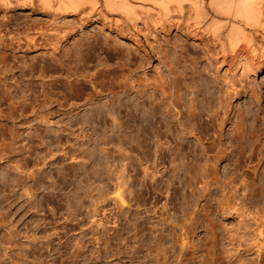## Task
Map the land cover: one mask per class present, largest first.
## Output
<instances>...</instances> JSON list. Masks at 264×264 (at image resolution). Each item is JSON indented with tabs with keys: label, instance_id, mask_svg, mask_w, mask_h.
<instances>
[{
	"label": "rangeland",
	"instance_id": "obj_1",
	"mask_svg": "<svg viewBox=\"0 0 264 264\" xmlns=\"http://www.w3.org/2000/svg\"><path fill=\"white\" fill-rule=\"evenodd\" d=\"M9 1L12 9L0 8V264H264V58L243 43L224 57L186 3L182 15L172 5L165 17L137 9L134 27L87 3L61 13ZM176 73L188 92L174 93L171 131L153 117L157 137L145 156L139 92L149 106L143 84ZM196 75L212 84L207 97L194 92ZM190 97L198 120L181 132ZM18 102L28 105L21 117ZM239 124L258 137L236 141ZM159 236L166 263L149 248Z\"/></svg>",
	"mask_w": 264,
	"mask_h": 264
},
{
	"label": "bare ground",
	"instance_id": "obj_2",
	"mask_svg": "<svg viewBox=\"0 0 264 264\" xmlns=\"http://www.w3.org/2000/svg\"><path fill=\"white\" fill-rule=\"evenodd\" d=\"M14 1L17 4L19 3L18 5H20L22 8H24L25 6H29L30 3H31V0H14ZM39 2H40V4H39L40 9L54 8L57 12H61V13L62 12L63 13H66V12H74V11H77V8L79 7V5H82V3H85V4L87 3V4H90V7H91V9L93 11H97L98 13H101V16H102V18L104 20H106L108 22H111V23L115 24L116 26H118L117 25L118 23L119 24H121V23L124 24L126 22H130L131 25H133L134 27H136L135 21L138 20V15H137L138 13H136V10L137 9H138V11L139 10H143L146 13L148 11L153 10L154 12H156L155 15L165 17V16H167L169 14V12H170V5H172V7L174 8V11L176 13L182 15L183 10H184L183 3H186V5L188 6V8L190 10V14H189L188 18L189 17L191 18V20L193 21V24L195 25L196 29H198V31L205 32L206 34H209L208 35L209 39L211 41H213L214 44L216 43L217 44L216 46L219 47V52H221L222 54H224L225 51L228 50L231 54L234 55V54L237 53L236 50H237L238 44L239 43H243L244 46H246L248 48V50L251 52V54H253L252 56H254V57L256 56L257 59H263L264 58V44H262L260 42H257V40H256V38H258V37L260 39H263L264 40V0H39ZM0 8L1 9H4V11L5 10L6 11L7 10H10V9H12V3L9 0H0ZM96 33H98V32H96ZM256 36H258V37H256ZM136 37H137V34H136ZM19 40L20 39L16 40L17 44H20V41L21 40L20 41ZM95 40H93V41L95 42ZM103 40L104 41H102V43L103 42L105 44L108 43L107 42V38H105ZM133 40H135L134 42L137 43V45H138V43L140 44V42H138V39L137 38L136 39H133ZM117 41H118V39L116 40V42ZM96 42H97V44H96ZM96 42H95V44H93V46L94 45H98V44L100 46L101 43H100L99 39H97ZM113 42H115V41L113 40ZM111 46L114 47L113 44ZM242 46L243 45H241V47ZM77 49H79V48H77ZM125 49H128V47H126ZM130 49H132V48H130ZM130 49H129V51H130ZM114 50H116V48ZM133 50H136V49H133ZM79 51H81V50H79ZM129 51H126V52H129ZM134 52H136V51H134ZM86 53L89 54V51H87ZM83 54L80 53L81 57H78V60H82V61L89 60V57L87 58V56H84ZM77 55H79V54H77ZM127 55H130V54L127 53ZM216 55H218V54H216ZM143 57L144 56L140 57V64H141V60H143V61L146 60ZM224 57H225V54H224ZM75 60H77V59H75ZM170 70H171V68H170ZM171 72H173V71H171ZM180 74L179 73L178 74L177 73L175 74L176 77L178 76L177 79H176V77H174L172 79H168V78L165 77L164 79H162V81L160 80L161 82H158V81H156V79H154V84L153 83L152 84H147V85L146 84H143V86H146V87L149 85L148 87L151 89L148 92L149 95L147 96L148 98H151L152 99V101L149 103V106H146L144 104L143 99H142L143 96H145L146 93H147L146 90L144 91V90L141 89L142 92H139V98H141V100H142V102L139 103V110H140V116H139V149H141L142 153L145 156L147 155L146 152L149 151V149L151 147V141L150 140L153 139L154 137H157L156 130H155L156 123L157 122H155V120H153V117L156 115V113H159L162 116V120L165 122V126L168 127V130L169 131H171V128H170L169 124H170V122H172L173 116H175V114H173L171 112V110H173V107L176 109V103H174L175 101H172V98L175 99V97H177V100L179 99L178 96H175L174 97V95L177 94V91L180 89L181 86H182L181 88H183V85L186 87V90H184L185 88H183V90L185 91L184 93L188 92L187 91V87H189V83H187L185 81L186 74L185 73L182 74V76H184L183 78L180 77ZM195 78H197V81L193 82L194 83V88H195V91L194 92L198 93L201 90V91H203V94L206 97L208 95H210L211 94V91L213 89L212 86H210V85H212L210 83V81L209 80H206V79L205 80L199 79V77L197 75H196V77H194V79ZM214 78L215 77H213V80H211V82L213 81V84L216 82ZM160 84H165L167 86V90L163 86H159ZM124 85L122 83L121 84L119 83L118 84V87H121V86L123 87ZM140 85L141 84H139V86ZM194 88H192V89H194ZM230 88H232V87H230ZM155 90H158V92H160V93H158L159 96L163 97V99H164V102L163 103L162 102H159V103H161L163 105L162 106V109L159 107V105H157L156 107L153 105V100L154 99L156 100V98H157V96H155V93H154ZM230 91H232V89ZM181 94H179V95H181ZM183 95L184 94H182V97H184ZM190 98H192V97H190ZM189 100H191L190 107H189L190 110H188V113L186 115V118H187V121L188 122L187 123L182 122L180 124L183 127V129L180 130L181 132H183V130H185L186 127H190V128L192 127L193 128V126L196 125L197 120H198L199 111L196 110L195 100H194V98L189 99ZM27 106L28 105L22 106L18 102L17 105H15L14 107L12 106L13 107L12 110H13V112H16L17 110L18 111H21V113H19V116L21 117L23 115V113L27 110ZM29 106H30V104H29ZM32 107H33V105H32ZM32 107H31V110H32ZM187 107L185 106V103H183V106H182L183 111L185 109L187 110ZM201 107H204V106L201 105ZM180 111L183 112L182 110H180ZM181 112H179V114ZM108 113L114 114L115 113V110L114 109L113 110H110L109 109L108 110ZM149 116H151L152 119H150ZM242 124H241V126L239 124L240 127L237 128L236 131L233 130V132H232L233 133V137L236 139V141H238L240 143H246V142H250L254 137H256V136L258 137V134H257L258 133V130L256 128H254V127H253V130L248 133L249 135L248 134L246 135V133L244 132L245 129L243 130L244 125H242ZM117 126H118V124H116V128H117ZM234 127H236V126H234ZM120 128H122V125L118 126L117 130L120 129ZM119 133H121V132H119ZM255 140H257V138H255ZM255 140H253V142ZM251 144L252 145L250 146L251 149L249 150L250 151V154L248 155V158H251V155H253L251 153V152H253V150H252L253 143L251 142ZM7 147H5V148H7ZM89 154L91 156V154H93V153L91 152ZM94 155H95V153H94ZM94 155H92L91 157H94ZM96 158H98V157H96ZM99 160H100V158H99ZM176 168H178V166ZM207 171H204L202 173V175H201V172L199 171L200 172L199 176H201L204 179H206L208 177V175H209V173ZM195 174L197 175V173L195 172L194 175L191 176V178L193 180H196L197 179L196 176H195ZM212 176H215V175H212ZM212 176H210V177H212ZM4 179H5V177H4ZM206 182L207 181H205L204 183H206ZM215 182L217 183V180ZM118 183L121 184V182H118ZM189 187H191V185H189ZM154 190H153V192H154ZM120 194H118V197H116V198H118L119 201L123 204V201L121 200L123 196L121 195V197H120ZM100 197H103V196H100ZM72 198H73V196H72ZM229 199H231V198H229ZM229 199H227V201H225V204H226L225 207H228L229 206V203H230V202H228ZM142 200H144V199H142ZM225 209H227V208H225ZM160 220L161 219H159V221ZM191 220H194V219L192 218ZM192 226H193V222H192ZM141 229H144V228L142 227ZM141 231H143V230H141ZM171 232L173 234L175 232V230H173V231L171 230ZM167 233H169V231ZM185 233H186L185 230L182 231V232L179 231V233H178V234H180L179 236L181 237V239H183L181 242H183L184 239H185L184 236L187 234V233L186 234ZM162 235H164V234H162ZM173 236H176V235L174 234ZM163 238H162V240H164ZM156 239L157 240H156L155 244L152 247H150L148 245L149 248L155 253V254L153 253L155 255V257H157V258L154 259V261L156 259L159 260L161 257L163 258V256L166 254L165 250L163 249V243L164 242L163 241H162L163 243L161 242V237L160 238H156ZM186 239H185L184 242H186ZM184 244L182 243L181 245L183 246ZM182 246H181V248H182ZM149 248H147V249H149ZM159 261L161 262V259ZM164 262L166 263V261H163L161 263H164ZM158 263L159 262L157 261L156 264H158Z\"/></svg>",
	"mask_w": 264,
	"mask_h": 264
}]
</instances>
